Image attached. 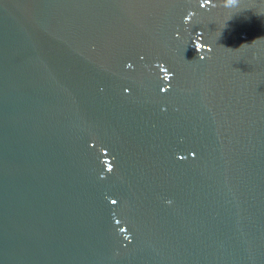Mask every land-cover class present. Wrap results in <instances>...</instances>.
Instances as JSON below:
<instances>
[{"label":"water","instance_id":"water-1","mask_svg":"<svg viewBox=\"0 0 264 264\" xmlns=\"http://www.w3.org/2000/svg\"><path fill=\"white\" fill-rule=\"evenodd\" d=\"M0 264H264V0H0Z\"/></svg>","mask_w":264,"mask_h":264},{"label":"clouds","instance_id":"clouds-1","mask_svg":"<svg viewBox=\"0 0 264 264\" xmlns=\"http://www.w3.org/2000/svg\"><path fill=\"white\" fill-rule=\"evenodd\" d=\"M225 6L228 7V6H231V5L226 2Z\"/></svg>","mask_w":264,"mask_h":264}]
</instances>
